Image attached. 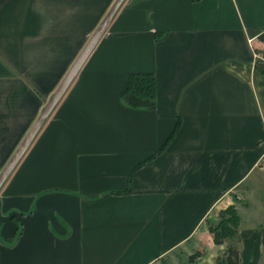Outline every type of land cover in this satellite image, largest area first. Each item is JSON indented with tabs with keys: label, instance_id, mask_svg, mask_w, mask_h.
Masks as SVG:
<instances>
[{
	"label": "crops",
	"instance_id": "0c3cea01",
	"mask_svg": "<svg viewBox=\"0 0 264 264\" xmlns=\"http://www.w3.org/2000/svg\"><path fill=\"white\" fill-rule=\"evenodd\" d=\"M115 1L0 0V173ZM263 31L264 0H124L0 188V264H264Z\"/></svg>",
	"mask_w": 264,
	"mask_h": 264
},
{
	"label": "water",
	"instance_id": "95a60500",
	"mask_svg": "<svg viewBox=\"0 0 264 264\" xmlns=\"http://www.w3.org/2000/svg\"><path fill=\"white\" fill-rule=\"evenodd\" d=\"M123 2H124V0H116L115 1L113 7L105 15L106 17L102 20V22L99 24L98 28L95 30L96 32L87 41L85 48L81 51L79 56L75 59V62L72 64V67L66 73L67 75L61 81L57 90L55 91L53 96L48 100V102L46 103V106L43 109V111L41 112V114L37 117L38 119L32 125V128L29 130L28 134L23 139V141L20 143V145L18 146V150L15 152V154L9 160V163L5 166L3 171L0 173V188L5 183L6 179L9 177V175L12 173V171L19 164V162H20L19 160L22 158V156L28 150L30 144L32 143V140L38 134V131L40 130V128L42 127V125L46 121L47 117L50 115V113L57 106L59 100L62 98V96L68 90V87L71 85V83L73 82L75 77L78 75L77 73L80 71V69L86 63L87 58L92 53V51L95 49V47L97 46L101 37L107 31L108 26L111 24V22L113 20L114 14L117 12V10L120 8V6L123 4Z\"/></svg>",
	"mask_w": 264,
	"mask_h": 264
},
{
	"label": "rangeland",
	"instance_id": "374dc122",
	"mask_svg": "<svg viewBox=\"0 0 264 264\" xmlns=\"http://www.w3.org/2000/svg\"><path fill=\"white\" fill-rule=\"evenodd\" d=\"M254 50L255 53L258 55L259 59H264V46L260 43L259 40H256V43L254 44ZM259 67H262L264 69V65H259ZM246 203L247 201L243 197L241 199H236L234 205L228 206L226 208L221 207L220 210L215 212L214 215H212L208 220H206V222L203 224V228H201V230L197 234L199 247H197L192 251L193 253L192 255L194 254L197 255L199 251L200 252L202 251V249L211 246V243L213 241H216L214 240V236L216 234L218 236H221L224 235L226 231H228L226 229V227L228 226L226 220L229 218L227 210L231 209L232 211H235V213L239 217V224H240V222L243 220L241 213L243 210H246L244 209V207L247 206ZM213 254L219 257V261H221L223 255H225L223 251L220 252V250L213 251ZM169 259L176 264H181L183 260L187 259V257L181 252H178V253H173L172 257H169Z\"/></svg>",
	"mask_w": 264,
	"mask_h": 264
},
{
	"label": "trees",
	"instance_id": "16d2710c",
	"mask_svg": "<svg viewBox=\"0 0 264 264\" xmlns=\"http://www.w3.org/2000/svg\"><path fill=\"white\" fill-rule=\"evenodd\" d=\"M257 39L264 46V31L257 37ZM154 83H155V80L152 74H145V73L144 74H130L125 84V89L121 93V98H124L125 96L130 95V94H133L141 99L147 98V99L153 100L155 97V86H154L155 84ZM227 211H228L229 218L226 220L227 225H228L226 229L228 231H226L225 234L221 236H218L216 234L217 236L216 235L214 236V240L216 241H213V242L217 244H221V242H225L226 244H229L235 247L237 244L235 236L237 235V231L239 228V217L235 213V211H232L231 209ZM230 254L235 255L236 257V254L234 252H231ZM229 264H231V262Z\"/></svg>",
	"mask_w": 264,
	"mask_h": 264
}]
</instances>
